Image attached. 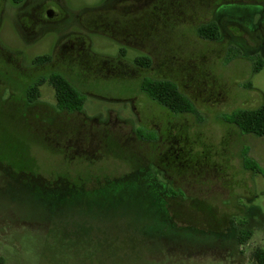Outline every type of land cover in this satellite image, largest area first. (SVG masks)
<instances>
[{
	"label": "rangeland",
	"instance_id": "obj_1",
	"mask_svg": "<svg viewBox=\"0 0 264 264\" xmlns=\"http://www.w3.org/2000/svg\"><path fill=\"white\" fill-rule=\"evenodd\" d=\"M219 1L257 20L233 3L258 0H0V264H249L264 248V136L227 122L264 103V65L253 72L254 36L232 23L198 37ZM52 72L80 111L47 83L26 102ZM145 78L174 82L194 111L151 100Z\"/></svg>",
	"mask_w": 264,
	"mask_h": 264
},
{
	"label": "trees",
	"instance_id": "obj_2",
	"mask_svg": "<svg viewBox=\"0 0 264 264\" xmlns=\"http://www.w3.org/2000/svg\"><path fill=\"white\" fill-rule=\"evenodd\" d=\"M23 1L25 0H11L16 5ZM197 33L206 40H216L219 36L218 26L215 21L201 24L197 28ZM49 61V55H38L33 59V63L37 65L46 64ZM134 61L136 65L142 68H148L150 65V59L146 56H138ZM259 71L260 65L254 64L253 72L257 73ZM44 83L49 84L53 88L56 106L59 110L77 112L83 108L84 95L67 78L56 72L38 76L28 85L25 91L27 103H33L40 97L39 87ZM140 89L151 100L172 113L180 114L194 111L192 102L170 80L145 78L140 84ZM227 122L236 125L242 134H251L256 137L264 136V103L253 109H239L231 112ZM244 162L246 165L252 163L246 153ZM242 227L243 229H241L237 237L239 244L247 242L252 234L249 229L244 228L243 225ZM249 264H264V248L256 247L251 251Z\"/></svg>",
	"mask_w": 264,
	"mask_h": 264
},
{
	"label": "flooded vegetation",
	"instance_id": "obj_3",
	"mask_svg": "<svg viewBox=\"0 0 264 264\" xmlns=\"http://www.w3.org/2000/svg\"><path fill=\"white\" fill-rule=\"evenodd\" d=\"M233 4H238L242 7L248 8L251 11H255V13L258 16L257 20L255 22H252L250 20L251 18L250 16L249 18L247 16L246 17L235 16L233 19L230 20L221 11V8L224 5H229V4H221L219 1L217 3L218 6L216 7L215 10L216 14H214L216 16V19L214 21L216 22L219 30V36L217 37V39H220L225 32V23H232L234 27H236V29L245 30L253 34L254 36L253 42L255 43V45L251 48V53H252L251 55H255L258 58V61L256 62L261 67V65H264V0H258L257 3H246V4L233 3ZM45 13H47V15L48 13H50L48 17L53 18L55 11L49 9ZM198 37L202 38L199 35Z\"/></svg>",
	"mask_w": 264,
	"mask_h": 264
},
{
	"label": "water",
	"instance_id": "obj_4",
	"mask_svg": "<svg viewBox=\"0 0 264 264\" xmlns=\"http://www.w3.org/2000/svg\"><path fill=\"white\" fill-rule=\"evenodd\" d=\"M48 15H50V13H48Z\"/></svg>",
	"mask_w": 264,
	"mask_h": 264
}]
</instances>
